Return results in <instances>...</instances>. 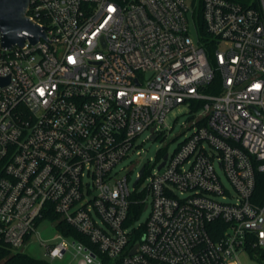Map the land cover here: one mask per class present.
<instances>
[{
  "label": "built area",
  "instance_id": "2783aa9c",
  "mask_svg": "<svg viewBox=\"0 0 264 264\" xmlns=\"http://www.w3.org/2000/svg\"><path fill=\"white\" fill-rule=\"evenodd\" d=\"M191 1L31 0L46 39L6 50L0 32V77H11L0 87V237L12 249L55 213L83 239L51 221L61 241L41 244L52 260L258 264L264 0H203L201 26ZM182 104L184 141L136 185L133 171L121 176L140 137L155 141Z\"/></svg>",
  "mask_w": 264,
  "mask_h": 264
},
{
  "label": "rangeland",
  "instance_id": "374dc122",
  "mask_svg": "<svg viewBox=\"0 0 264 264\" xmlns=\"http://www.w3.org/2000/svg\"><path fill=\"white\" fill-rule=\"evenodd\" d=\"M257 1V0H256ZM189 5L194 6V3L189 0ZM215 49V48H213ZM191 109L188 104H182L175 108L166 119V127H162L163 134L155 141L148 139V134H144L139 139L140 147L135 154H132L128 159L121 163L117 171L121 176L132 173V179L135 181L140 170L149 165L152 169L156 167L161 160L162 153H172L190 133ZM149 176L143 179L140 188L147 184ZM149 216V210L141 213L135 226H140L146 222ZM39 235H34L23 248L20 250L31 255L39 260H48L52 264H77V260L73 259L70 253H67L64 258L52 260L46 256V249L42 246L41 241H47V244H58L61 239L56 238L57 232L54 229V224L51 221H43L38 229ZM69 241V240H68ZM243 262L248 263L246 257H243Z\"/></svg>",
  "mask_w": 264,
  "mask_h": 264
},
{
  "label": "water",
  "instance_id": "95a60500",
  "mask_svg": "<svg viewBox=\"0 0 264 264\" xmlns=\"http://www.w3.org/2000/svg\"><path fill=\"white\" fill-rule=\"evenodd\" d=\"M31 0H0V32L2 36V47L12 50L14 47H23L28 40L31 44H36L41 38L46 39L45 29L31 21L28 17V10ZM191 31L196 38L195 26L189 16ZM28 32L29 36L23 33ZM11 77H0V87H5L10 83ZM165 163L162 164L164 166ZM145 168L140 172L142 176ZM140 181L137 179L135 185Z\"/></svg>",
  "mask_w": 264,
  "mask_h": 264
},
{
  "label": "trees",
  "instance_id": "16d2710c",
  "mask_svg": "<svg viewBox=\"0 0 264 264\" xmlns=\"http://www.w3.org/2000/svg\"><path fill=\"white\" fill-rule=\"evenodd\" d=\"M230 1L240 3L244 6H250L253 4L254 6L257 7L256 0H230ZM202 4H203V0H198V7L193 12V19L197 26L198 25L201 26ZM202 33H204L206 40L210 39L207 33L205 34V31L203 29H202ZM262 190H264V183L263 186L261 185L260 191ZM142 212H143V208H142ZM47 218L53 221L56 224L57 229H59V231H61L65 236L67 237L73 236L77 239H83L73 229L69 228V226H67L65 222L57 214L49 213L47 214ZM251 252L255 256V259L258 264H264V250L254 249ZM0 264H52V263L48 260L36 259L21 250L16 251L12 249V247H10V245L4 242L3 239L0 237Z\"/></svg>",
  "mask_w": 264,
  "mask_h": 264
}]
</instances>
